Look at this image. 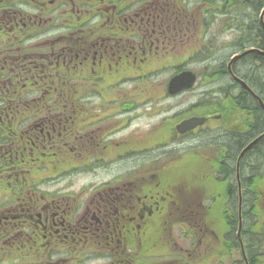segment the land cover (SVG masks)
Listing matches in <instances>:
<instances>
[{"label":"flooded vegetation","instance_id":"af4514ba","mask_svg":"<svg viewBox=\"0 0 264 264\" xmlns=\"http://www.w3.org/2000/svg\"><path fill=\"white\" fill-rule=\"evenodd\" d=\"M239 12L0 0V264H196L228 242L217 213L237 229L247 212L264 233V189L240 207L264 155V27L241 45ZM183 72L197 82L172 94ZM192 117L206 122L178 131ZM193 163L210 178L196 183Z\"/></svg>","mask_w":264,"mask_h":264},{"label":"trees","instance_id":"16d2710c","mask_svg":"<svg viewBox=\"0 0 264 264\" xmlns=\"http://www.w3.org/2000/svg\"><path fill=\"white\" fill-rule=\"evenodd\" d=\"M264 6V0H239V9L240 11L245 10V9H253L254 11L258 12L261 10V8H263ZM242 19V17H241ZM255 24V28L256 30H258L259 27V19L256 20ZM249 25H246L244 23V21H241V40L240 43L241 45L243 43H246L247 45L249 44V41L247 40V28ZM257 44V42H255ZM242 49V48H241ZM254 160H255V165L252 166L251 168V176L249 178H246V182H248V187L245 189H247V193H244V199L243 201L245 202V209L247 208V203H248V199L250 198L249 193H260V190L264 189V174L259 173V163L260 162H264V155L261 153H257L254 156ZM244 220L248 219V214L247 212L244 213L243 216ZM228 227L227 229H229L228 234L226 235V237L228 238V243L226 242V245L224 246L225 250H229V252H232V249H234V244H233V234L236 230V227H234L235 225V218L232 217V215L230 214L228 218L225 219ZM245 224V223H243ZM243 234H249V231H243ZM252 233V232H251ZM249 243L247 245H245V254H246V259H247V264H264V252L262 251V246L264 247V235L261 237V235L257 234H252V241H248ZM241 252V250H240ZM242 255V252H241ZM240 262H244L245 261L243 259L242 256V260Z\"/></svg>","mask_w":264,"mask_h":264},{"label":"rangeland","instance_id":"374dc122","mask_svg":"<svg viewBox=\"0 0 264 264\" xmlns=\"http://www.w3.org/2000/svg\"><path fill=\"white\" fill-rule=\"evenodd\" d=\"M262 9L263 8H261V10L258 12L254 11L253 9L242 10L239 12L240 19L242 17L241 20H243L246 25L254 24L256 22V20L260 18ZM226 40H227V38L225 36H223L222 41L225 42ZM159 80H161V79L159 78ZM198 88L202 89V87H200V85ZM208 132H210L209 127L205 129V133L203 132V135H206ZM259 164H260L259 165V173L262 174L264 172V162H260ZM192 168H193V171H195L199 175V177L196 179V183H199L204 178H206V179H207V177L210 178V176H211V173H212L211 170H209V168H205L203 165L197 166V165H194V163H193ZM245 174H247V173H245ZM219 202H221V199H219L215 202L213 200H208V201H206V205H207V207H209V205L210 206L214 205V207H212V209L213 210L215 209L216 211H220L222 208V205ZM236 205H237V202H236ZM229 207L230 206H228L226 208L229 209ZM208 217L211 218V219H208V220H210L211 225L213 224L218 235L221 236L225 231V227H224L225 224H224V221L222 220V216H220L218 214V215H215L214 217H212L211 215H209ZM262 222H263V219L260 220L258 223L261 224ZM244 223L245 224H243L242 230L243 231L248 230L249 233L251 234V235L243 234V232H242L241 240L243 241V243L245 245H247L249 243L248 241H252L251 231L253 232V234H256L258 232V234L261 235V237L263 236L262 235L263 234L262 227H259V226L254 227L252 222H249L248 219H245ZM226 232L227 231H225V233H224V237H225V234H227ZM236 234H237V229L235 230L233 236L235 237ZM177 236H180V234L177 233ZM225 241L227 242V240H225ZM210 250L213 251L215 256H217V257H215V259L211 258V259L198 260V262L196 264H244V262H240L242 260V255H241L240 249L235 248L233 252H229L230 255L228 257H226V250L221 248L220 243L215 244L212 248H210ZM262 251L264 252L263 246H262ZM223 253H224V256L221 257V255Z\"/></svg>","mask_w":264,"mask_h":264},{"label":"water","instance_id":"95a60500","mask_svg":"<svg viewBox=\"0 0 264 264\" xmlns=\"http://www.w3.org/2000/svg\"><path fill=\"white\" fill-rule=\"evenodd\" d=\"M263 16H264V10L262 12L261 21H263ZM195 81H196V78L194 74L182 73L180 75H177L170 80V84H171L170 92L172 94H176L182 90L189 89L194 85ZM205 122H206V119L203 117H192L184 121L183 123H181L178 126V131L184 132L187 130H192L200 125H203ZM241 227H242V222L240 220L239 231H238L239 236H240ZM243 254L245 258L244 251H243Z\"/></svg>","mask_w":264,"mask_h":264},{"label":"bare ground","instance_id":"6f19581e","mask_svg":"<svg viewBox=\"0 0 264 264\" xmlns=\"http://www.w3.org/2000/svg\"><path fill=\"white\" fill-rule=\"evenodd\" d=\"M260 25L264 26V20H263V21H261V24H260Z\"/></svg>","mask_w":264,"mask_h":264}]
</instances>
